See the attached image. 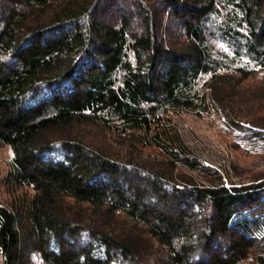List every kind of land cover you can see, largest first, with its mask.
Here are the masks:
<instances>
[{
  "label": "trees",
  "instance_id": "trees-1",
  "mask_svg": "<svg viewBox=\"0 0 264 264\" xmlns=\"http://www.w3.org/2000/svg\"><path fill=\"white\" fill-rule=\"evenodd\" d=\"M6 2L0 147L15 197L0 205L3 264H141L154 248L162 264H264L247 216L264 215V182L228 187L172 121L211 97L231 126L264 129L239 103L264 109V0ZM87 125L137 137L167 169L90 146L76 130ZM178 167L202 183H178Z\"/></svg>",
  "mask_w": 264,
  "mask_h": 264
},
{
  "label": "rangeland",
  "instance_id": "rangeland-1",
  "mask_svg": "<svg viewBox=\"0 0 264 264\" xmlns=\"http://www.w3.org/2000/svg\"><path fill=\"white\" fill-rule=\"evenodd\" d=\"M7 0H0L1 7L7 4ZM134 14H138L136 9ZM136 16V15H134ZM173 37H177L178 31L172 29ZM225 86V85H224ZM243 89H248V93L254 92L253 87L243 85ZM229 90H224L226 93ZM228 94V93H227ZM229 95V94H228ZM251 98L254 99L252 96ZM263 100H253V102L243 104L239 103L243 112H250L257 118L255 122L260 127L264 126V109ZM248 108V109H247ZM174 129L181 138L185 146L206 166L218 170L223 176V181L228 187L244 186L251 183L264 182V129H255L251 125H246V129H238L226 122L224 114L219 111L216 104L210 97L208 111H193L183 112L178 111L172 114ZM251 122V121H250ZM254 123V124H255ZM262 125V126H261ZM78 135L85 140L90 146L101 149L107 153L117 157H127L132 155L136 160L137 165L142 168L160 171L167 169L163 165L164 160L156 156L155 150L152 148H141L138 143H135L133 138H123L117 134L105 131L101 127L94 125L79 126L76 128ZM259 132L258 135L252 134ZM251 134V135H249ZM138 141V140H137ZM158 152V151H157ZM123 155V156H121ZM12 157V151L9 147H0V205H10L14 202L12 191L7 190L2 180L9 171V162ZM156 157V158H155ZM124 159V158H123ZM144 165L146 167H144ZM171 170L168 168V172ZM174 179L184 185V181L192 180L198 184L202 181L196 174H193L185 169L176 168L174 171ZM134 177V176H133ZM137 179V177H135ZM134 178V179H135ZM251 181V182H250ZM248 184H242V183ZM145 183V182H143ZM149 190V198L153 195L151 187L145 185ZM16 193V194H20ZM70 202V201H69ZM251 220H258L256 232H264V215L261 217H250ZM118 223L115 227H118ZM121 226L118 227V230ZM160 259L163 255L159 249L148 251L144 255L141 264H162ZM0 264H3V259L0 254ZM31 264H44L39 257H34ZM253 264V263H250Z\"/></svg>",
  "mask_w": 264,
  "mask_h": 264
}]
</instances>
